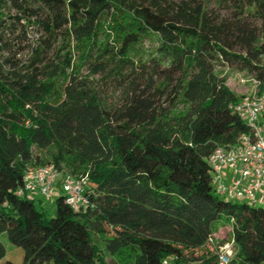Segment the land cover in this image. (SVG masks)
Wrapping results in <instances>:
<instances>
[{
	"label": "trees",
	"instance_id": "16d2710c",
	"mask_svg": "<svg viewBox=\"0 0 264 264\" xmlns=\"http://www.w3.org/2000/svg\"><path fill=\"white\" fill-rule=\"evenodd\" d=\"M219 66L264 88V0H0V264L2 235L21 264H215L218 223L230 264H264V207L207 164L250 134ZM49 164L88 176L89 206L18 195Z\"/></svg>",
	"mask_w": 264,
	"mask_h": 264
},
{
	"label": "built area",
	"instance_id": "2783aa9c",
	"mask_svg": "<svg viewBox=\"0 0 264 264\" xmlns=\"http://www.w3.org/2000/svg\"><path fill=\"white\" fill-rule=\"evenodd\" d=\"M230 108L246 123L250 134L242 135L234 145L217 146L207 158L212 185L215 193L227 200L264 207V88ZM88 185L87 175L75 176L49 164L27 169L18 195L45 198L58 188L65 205L77 211L90 205L86 196ZM206 244L215 253V264H230L236 252L233 240L217 246L211 235ZM162 264L197 262L164 260Z\"/></svg>",
	"mask_w": 264,
	"mask_h": 264
},
{
	"label": "rangeland",
	"instance_id": "374dc122",
	"mask_svg": "<svg viewBox=\"0 0 264 264\" xmlns=\"http://www.w3.org/2000/svg\"><path fill=\"white\" fill-rule=\"evenodd\" d=\"M146 48L150 46L149 42H145ZM216 73L226 80V85L233 91L236 95L242 97H253L257 94L256 81L254 78L244 72L238 71L234 68H228L227 66H219L216 68ZM60 191L56 188L50 196L45 198L33 197L34 203L38 209H42L47 215L51 216L54 214V202L55 198L60 195ZM214 239L217 246H223L225 244H230L232 241L231 228L230 226L218 223L216 226V231L214 232ZM91 236L93 243L101 250H103L104 245L99 239L97 234L91 230ZM1 241L6 249V259L13 261L16 264L22 263V252L17 247L11 245L6 236H1ZM104 252V251H103ZM106 262L108 264H120L118 257L111 256L104 252Z\"/></svg>",
	"mask_w": 264,
	"mask_h": 264
}]
</instances>
